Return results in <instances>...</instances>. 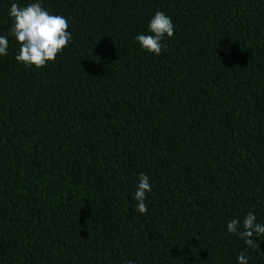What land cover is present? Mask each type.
<instances>
[{
    "label": "trees",
    "instance_id": "trees-1",
    "mask_svg": "<svg viewBox=\"0 0 264 264\" xmlns=\"http://www.w3.org/2000/svg\"><path fill=\"white\" fill-rule=\"evenodd\" d=\"M33 2L0 0V264H264L226 230L264 224V0H38L72 36L41 68L9 34Z\"/></svg>",
    "mask_w": 264,
    "mask_h": 264
},
{
    "label": "clouds",
    "instance_id": "clouds-1",
    "mask_svg": "<svg viewBox=\"0 0 264 264\" xmlns=\"http://www.w3.org/2000/svg\"><path fill=\"white\" fill-rule=\"evenodd\" d=\"M9 16L13 25L9 34L20 44L19 54L15 59L28 66L41 68L47 62L54 61L59 53L69 44L72 39L71 33L67 31L69 25L65 17L50 14L41 7L38 0L26 6L12 3ZM151 34H138L135 40L141 48L147 52L159 55L162 51V40L165 35H174V25L170 17L162 11H157L149 22ZM8 38L0 36V55H6ZM139 182L134 193L136 210L143 214L147 212V204L144 202L146 193L151 191L149 177L141 173ZM228 233L236 234L242 239L247 247L257 248L258 242L253 237L264 236V224L257 222L253 212H248L242 221L233 218L226 225ZM238 264H248V257L241 251L237 257ZM131 264V262H128Z\"/></svg>",
    "mask_w": 264,
    "mask_h": 264
}]
</instances>
